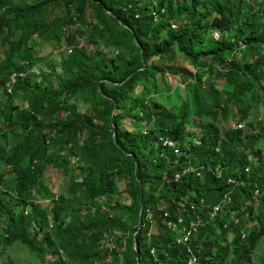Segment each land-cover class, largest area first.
<instances>
[{
    "label": "trees",
    "instance_id": "1",
    "mask_svg": "<svg viewBox=\"0 0 264 264\" xmlns=\"http://www.w3.org/2000/svg\"><path fill=\"white\" fill-rule=\"evenodd\" d=\"M169 78L188 96L167 107ZM263 235L264 0H0V252L253 264Z\"/></svg>",
    "mask_w": 264,
    "mask_h": 264
},
{
    "label": "rangeland",
    "instance_id": "2",
    "mask_svg": "<svg viewBox=\"0 0 264 264\" xmlns=\"http://www.w3.org/2000/svg\"><path fill=\"white\" fill-rule=\"evenodd\" d=\"M15 2H24V0H13ZM80 46L87 47L88 49H91L92 46H90L89 43H87L85 40H82ZM101 48V47H100ZM52 50L53 53L59 54L62 49L57 46L56 42L48 43L47 46L41 45L40 47V55H48V53ZM70 51V50H68ZM52 59V58H51ZM16 62H18V59H16ZM38 64L34 65L33 68L38 69ZM160 80V79H158ZM220 84V82H218ZM221 87L223 88V85L221 84ZM227 88V87H226ZM174 89V90H173ZM171 90V92H170ZM173 90V91H172ZM156 98L158 101L162 102L163 104L168 106H174V104H181L183 100L187 98V92L186 89L183 87V85H180L178 81H176L174 78H169L166 87L160 86L157 88ZM177 91V94L181 97V100L177 101L179 99V96L175 94ZM15 101L20 103V98H15ZM200 100H196L195 104L191 106V108L188 110L189 114V120L186 124L187 126H190L189 121H197L200 119L203 115V112L200 110ZM195 107V108H194ZM239 114L237 113L234 117V119H238ZM197 119V120H195ZM229 117L227 120H230ZM232 118V121H235ZM223 126V124L221 125ZM225 126L228 127V123H225ZM45 179L48 182L50 186H53V188L56 190L58 187H60L62 184H64L63 176L55 171L53 169H47L45 172ZM53 184V185H52ZM53 189V190H54ZM121 198V197H120ZM47 203V201H44ZM42 202V203H44ZM154 228H152L151 232H154ZM100 251H103V249H99ZM0 252V264H41L39 258L32 252L28 251V249L24 246L17 245L15 243L12 246H9L7 248H3ZM58 256H63V252L61 250H58L57 253ZM56 256V255H55ZM109 257H106L102 259L101 261H107ZM252 259L253 264H262V261L264 260V235L257 243V246L255 249H253L252 252Z\"/></svg>",
    "mask_w": 264,
    "mask_h": 264
},
{
    "label": "built area",
    "instance_id": "3",
    "mask_svg": "<svg viewBox=\"0 0 264 264\" xmlns=\"http://www.w3.org/2000/svg\"><path fill=\"white\" fill-rule=\"evenodd\" d=\"M6 90H7V92H10V84L9 83L6 84ZM165 143L169 144L172 147L175 144L171 140H165ZM189 169H191V168H189ZM214 209L217 210L218 206H215ZM164 216H167V213H164ZM178 221L181 222L182 219L179 218ZM168 225L169 226L171 225L170 222L168 223ZM172 225H173V223H172ZM196 225H197V223H194V222L190 223V226L193 230H195ZM189 234H190V231H187L185 234V237L182 238L180 236L177 238V242H181L182 240L186 241ZM115 235H116L115 229L105 230L103 232L102 238L100 239V242H99V249L111 251L113 248H115L116 247ZM150 252H151V254L155 255L154 249H151ZM196 262H197V257L195 256V254L192 251H190V255L188 256V264H196ZM158 264H163V263H158Z\"/></svg>",
    "mask_w": 264,
    "mask_h": 264
},
{
    "label": "clouds",
    "instance_id": "4",
    "mask_svg": "<svg viewBox=\"0 0 264 264\" xmlns=\"http://www.w3.org/2000/svg\"><path fill=\"white\" fill-rule=\"evenodd\" d=\"M232 126H233V127H238V128H239V127H242V126H243V123H237V122H235V121H232ZM229 180L233 181L231 178H230ZM226 198H227V195H225V196H224V199H223L225 202H226Z\"/></svg>",
    "mask_w": 264,
    "mask_h": 264
},
{
    "label": "water",
    "instance_id": "5",
    "mask_svg": "<svg viewBox=\"0 0 264 264\" xmlns=\"http://www.w3.org/2000/svg\"><path fill=\"white\" fill-rule=\"evenodd\" d=\"M133 245L135 246V241L133 242ZM137 264H139V262H137Z\"/></svg>",
    "mask_w": 264,
    "mask_h": 264
}]
</instances>
